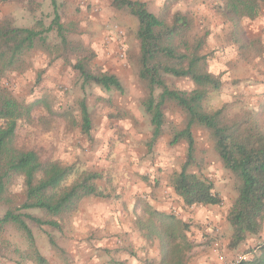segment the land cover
Returning a JSON list of instances; mask_svg holds the SVG:
<instances>
[{"label":"rangeland","instance_id":"1","mask_svg":"<svg viewBox=\"0 0 264 264\" xmlns=\"http://www.w3.org/2000/svg\"><path fill=\"white\" fill-rule=\"evenodd\" d=\"M146 3L150 11L168 17L176 10L188 12L194 21L192 32L205 34L201 53L207 57L206 68L221 80L219 89L207 93L202 103L205 111L224 104L229 113L264 106L258 84L264 76V33L260 28L264 24V8L242 18L239 27L233 30L216 11L217 0H147ZM54 8L67 29L68 39L92 52V69L116 75L121 89L105 91L94 84L81 88L78 73L63 59L48 56L40 49L32 50L20 69L2 78L19 100L44 98L46 101L34 108L32 121L18 123L17 143L35 149L43 160L72 164L78 171H97L100 174L97 186L106 196H94L92 200H99L114 211L111 224L118 229L112 231L111 226L108 229L103 226L104 236H98L100 230L86 220L79 206L68 216L52 218L59 221L60 228L41 227L28 221L36 249L45 254V262L38 263L27 257L32 250L25 234L5 225L0 231V264H79L80 252L71 258L61 248L83 247L97 244L96 241L99 244L90 247L100 250L97 258L104 264L122 263L125 252L134 254L135 264H160L159 240L147 236V229L139 224L140 221L145 224L147 219L145 205L172 214L185 224L186 238L192 244L186 252L188 263L196 264L201 256L219 261L221 256L222 262L228 264L239 255L250 258L252 245L247 241L236 249L227 247L226 214L236 196L234 180L223 167L209 131L192 126L198 164L189 170L214 183V190L221 198L219 205L185 206L171 187L172 175L180 171L187 151L185 141L170 143L172 135L185 128V116L178 107L170 103L164 106L162 134L150 145L151 125L142 106L147 90L137 76L136 18L114 9L110 0H55V7L50 0H0V18L7 16L20 27H31L36 20L48 25ZM56 39L54 32L48 34L50 42ZM167 82L177 89L193 88L185 78H167ZM81 101L90 113L88 134L79 128ZM24 194L23 177H10L5 196L11 199V204H20ZM6 207L0 202V215ZM29 212L50 219L41 211ZM51 237L56 247L51 245ZM103 239L113 240L118 246L114 249L115 256L102 252ZM82 252L87 249L82 248Z\"/></svg>","mask_w":264,"mask_h":264},{"label":"trees","instance_id":"2","mask_svg":"<svg viewBox=\"0 0 264 264\" xmlns=\"http://www.w3.org/2000/svg\"><path fill=\"white\" fill-rule=\"evenodd\" d=\"M50 1L55 7V0ZM110 4L137 20V76L147 90L142 106L151 125L150 145L162 134L166 104L175 105L185 116V128L175 132L170 139L171 144L185 141L187 145L180 171L172 175L174 193L189 207L221 203L214 183L189 170V167L198 164L194 157L191 128L205 127L212 136L214 149L223 167L234 180L236 196L226 214L230 229L227 247L236 249L248 237H256L258 243L250 248L253 254L239 264H264V106L229 113L224 104L213 111H205L202 103L207 93L219 89L221 80L206 68L207 57L201 53L205 34L192 32V15L180 10L169 17L156 14L142 0H110ZM214 7L235 30L242 18L251 17L264 8V0H217ZM53 11L48 25L36 20L31 27H20L7 16L0 18V202L7 205L0 215V231L5 225L22 231L32 250L27 257L38 263L43 259L35 247L28 221L41 227L60 228L59 221L52 218L72 214L86 197L106 195L96 184L100 177L97 171H78L72 164L43 160L35 149L18 145V123L32 121L34 108L46 101L44 98L30 102L19 100L2 78L8 72L20 69L29 52L40 49L48 56L61 58L69 64L78 73L81 88L94 84L105 91L121 89L116 75L92 69V52L68 39L67 29L60 21L56 8ZM51 32L58 38L54 42L48 40ZM167 78L188 79L193 88L171 87ZM46 106L49 107V104ZM80 116V131L88 134L91 118L84 101L80 102ZM14 175L23 177L25 188L24 199L17 205H12L11 199L5 196L7 182ZM29 210L41 211L50 219H43ZM144 213L147 215L145 224L141 221L139 224L147 229V236H156L159 240L162 253L160 264H190L186 260V252L192 244L186 238L185 224L172 214L158 211L150 205H145ZM50 242L56 247L52 237Z\"/></svg>","mask_w":264,"mask_h":264},{"label":"crops","instance_id":"3","mask_svg":"<svg viewBox=\"0 0 264 264\" xmlns=\"http://www.w3.org/2000/svg\"><path fill=\"white\" fill-rule=\"evenodd\" d=\"M147 2V0H142ZM261 30L264 33V24L261 25ZM264 35V34H263ZM259 91H261L263 94L262 96L264 97V76L262 78L259 79ZM97 185H99V182L96 181ZM94 198V196H90V197H86L84 198L80 204H79V211L81 213H83L84 217L87 218L86 220L89 221L94 227L95 229L100 230L98 233V236L103 237L104 236V231L103 230V226H106L108 229L110 226V230L115 231L117 228H114L112 223V220L114 219L113 217V212L110 211L109 207L104 204L101 203V201L99 200H92ZM91 199V200H90ZM152 202V201H151ZM153 203V202H152ZM154 204V203H153ZM83 229V228H82ZM120 229V228H119ZM230 234V229L228 228V235ZM104 241L102 242V246L104 247L105 250H103V253H106V255H108V253L110 255H114V253L116 252L114 249H116V246L113 240H106L103 239ZM72 241V240H71ZM247 243H249V245L254 246L255 243L257 242V238H253V237H248L247 238ZM97 244H99V241H96ZM119 242V240H118ZM251 243V244H250ZM97 244H87L85 246H70L67 247V249H63L61 248V251L65 254H67L69 257H74L80 252V258L77 260L79 262V264H104V262H101L98 258H97V252H99L100 250H97V248H93L90 247L91 245H97ZM65 247V246H64ZM82 248L84 250V248L87 249V252H82ZM37 251L39 252V254L41 255L43 262H45L44 256L45 254H43L39 248L37 247ZM111 251V252H110ZM121 251H119L120 253ZM82 256V257H81ZM120 256V255H119ZM122 256V255H121ZM91 257V258H90ZM116 257H118V253H116ZM90 258V259H89ZM97 258V259H96ZM124 261L122 263L119 264H135V257L134 254L131 253H124L123 256ZM197 262H195L196 264H228L226 263V261H219L216 260V258L214 257H207V256H201L198 260H196ZM214 261V263H213ZM106 264H115L114 262H110V263H106Z\"/></svg>","mask_w":264,"mask_h":264},{"label":"built area","instance_id":"4","mask_svg":"<svg viewBox=\"0 0 264 264\" xmlns=\"http://www.w3.org/2000/svg\"><path fill=\"white\" fill-rule=\"evenodd\" d=\"M219 259L222 260L223 258L220 256ZM244 259H246L244 254L243 255H239V256H237L236 260L232 264H239V262L244 260Z\"/></svg>","mask_w":264,"mask_h":264}]
</instances>
